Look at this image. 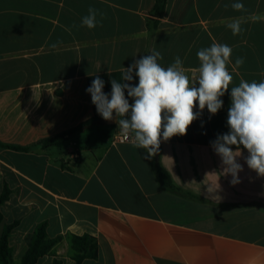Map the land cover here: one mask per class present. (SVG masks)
Masks as SVG:
<instances>
[{
  "label": "crops",
  "instance_id": "0c3cea01",
  "mask_svg": "<svg viewBox=\"0 0 264 264\" xmlns=\"http://www.w3.org/2000/svg\"><path fill=\"white\" fill-rule=\"evenodd\" d=\"M233 2L168 0L151 30L156 0H0V193L11 190L5 223L19 221L13 264L45 221L48 236L63 240L38 264H75L74 235L98 239L99 258L82 264H264V175L247 166L241 146L243 171L233 185L211 146L229 131L231 89L217 114L205 108L186 135L161 140V162L182 194L161 187L156 155L145 159L144 149L113 142L114 118L61 144H41L102 118L86 92L92 80L99 75L110 93V81L122 82L123 69L153 49L164 67L179 56L192 79L197 51L227 44L230 87L264 80V0H240L241 12ZM89 7L105 14L94 29L80 27ZM234 19L238 35L227 27Z\"/></svg>",
  "mask_w": 264,
  "mask_h": 264
},
{
  "label": "clouds",
  "instance_id": "9594fccd",
  "mask_svg": "<svg viewBox=\"0 0 264 264\" xmlns=\"http://www.w3.org/2000/svg\"><path fill=\"white\" fill-rule=\"evenodd\" d=\"M231 8L245 11L240 0H234ZM104 15L89 7L87 15L81 18L80 27L94 29ZM227 27L233 35L242 32L239 19L232 20ZM232 51L229 45L219 42L199 49L198 75L190 79L179 56L164 67L159 63L161 53L153 49L151 54L134 59L123 69L122 82L110 81V93L103 91L105 82L99 75L86 92L90 94L97 113L106 121H112L115 114L124 140L137 149H144L147 153L145 159H150L158 153L161 140L186 135L188 127L205 108L211 115L217 114L223 107L221 97L231 89L227 115L229 131L218 134L211 146L221 158L223 175H230V183L235 185L240 182L239 173L243 171L237 160L242 155L241 146L248 152L247 166L264 175V80L248 82L241 79L238 86L230 87L233 75L228 66L232 63ZM235 64L242 66L244 59L237 58ZM134 78H138V83H133ZM197 105L198 112L194 111Z\"/></svg>",
  "mask_w": 264,
  "mask_h": 264
},
{
  "label": "trees",
  "instance_id": "16d2710c",
  "mask_svg": "<svg viewBox=\"0 0 264 264\" xmlns=\"http://www.w3.org/2000/svg\"><path fill=\"white\" fill-rule=\"evenodd\" d=\"M168 0H156V4L153 8V18H151L149 25L150 29L154 30L159 24V20L163 17ZM103 118H95L82 124L81 126L61 134L59 136L48 138L43 140L41 144L44 147H50L57 144H61L68 138L81 133L85 129L95 126ZM6 147H13L21 149V147L4 145ZM27 149V148H22ZM158 181L161 187L167 191H171L177 194H182L184 191L179 188L171 174L163 166L160 156L157 157L155 162ZM11 190L8 187L0 193V225H4L3 232L0 237V264H11L13 259V248L10 245V239L13 230L19 225V221H15L11 224L5 223V217L2 212L3 205L9 200ZM48 222L40 223L34 232L27 237L28 248L20 264H38L39 260L50 254L52 250L63 240L62 236L56 238H50L47 233ZM72 259L75 264H82L87 259H98L99 258V244L98 239L92 235H74L70 238ZM54 264H61V261L55 260Z\"/></svg>",
  "mask_w": 264,
  "mask_h": 264
},
{
  "label": "built area",
  "instance_id": "2783aa9c",
  "mask_svg": "<svg viewBox=\"0 0 264 264\" xmlns=\"http://www.w3.org/2000/svg\"><path fill=\"white\" fill-rule=\"evenodd\" d=\"M114 143H125L127 141L124 140L123 136L118 133L115 137H114V140H113Z\"/></svg>",
  "mask_w": 264,
  "mask_h": 264
},
{
  "label": "rangeland",
  "instance_id": "374dc122",
  "mask_svg": "<svg viewBox=\"0 0 264 264\" xmlns=\"http://www.w3.org/2000/svg\"><path fill=\"white\" fill-rule=\"evenodd\" d=\"M110 128V127H107L106 124L103 125L102 127L99 128V130H102L103 128ZM96 130H98V128H96ZM99 132V131H98ZM1 233H2V226H0V237H1ZM13 264V263H12ZM15 264V263H14Z\"/></svg>",
  "mask_w": 264,
  "mask_h": 264
},
{
  "label": "water",
  "instance_id": "95a60500",
  "mask_svg": "<svg viewBox=\"0 0 264 264\" xmlns=\"http://www.w3.org/2000/svg\"><path fill=\"white\" fill-rule=\"evenodd\" d=\"M116 122V120H115V114H114V123ZM110 123H112V122H110ZM159 156V151H158V153L156 154V157H158Z\"/></svg>",
  "mask_w": 264,
  "mask_h": 264
}]
</instances>
